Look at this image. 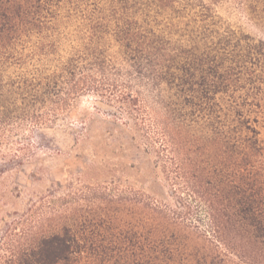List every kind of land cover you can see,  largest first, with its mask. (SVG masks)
<instances>
[{"label": "trees", "instance_id": "trees-1", "mask_svg": "<svg viewBox=\"0 0 264 264\" xmlns=\"http://www.w3.org/2000/svg\"><path fill=\"white\" fill-rule=\"evenodd\" d=\"M242 2L264 26V0ZM220 9L217 0H0V134L23 127V109L24 122L48 127L36 103L98 91L88 70L110 64L151 81L163 108L141 140L154 155L150 189L109 188L90 207L72 192L43 195L1 229L0 264H264L255 127L264 39Z\"/></svg>", "mask_w": 264, "mask_h": 264}, {"label": "rangeland", "instance_id": "rangeland-1", "mask_svg": "<svg viewBox=\"0 0 264 264\" xmlns=\"http://www.w3.org/2000/svg\"><path fill=\"white\" fill-rule=\"evenodd\" d=\"M242 1L217 0L233 25L264 39L263 22L252 17ZM88 73L99 79L98 91L36 103V113H46L51 125L37 130L24 122L23 109V127H8L10 131L0 134V234L13 217L23 222V211L50 192H72L79 204L90 207L85 200L99 202L109 188L140 191L152 186L157 176L154 155L141 140L147 128L153 134L163 112L150 95L158 87L128 66L110 64ZM258 119L255 127L264 141V95ZM160 179L158 190L172 204L169 188Z\"/></svg>", "mask_w": 264, "mask_h": 264}]
</instances>
